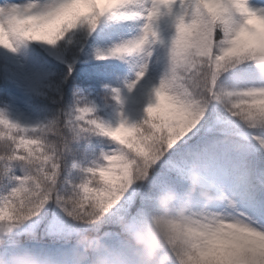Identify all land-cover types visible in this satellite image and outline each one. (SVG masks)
Segmentation results:
<instances>
[{
	"label": "snow or ice",
	"instance_id": "obj_1",
	"mask_svg": "<svg viewBox=\"0 0 264 264\" xmlns=\"http://www.w3.org/2000/svg\"><path fill=\"white\" fill-rule=\"evenodd\" d=\"M0 264H264V0H0Z\"/></svg>",
	"mask_w": 264,
	"mask_h": 264
}]
</instances>
